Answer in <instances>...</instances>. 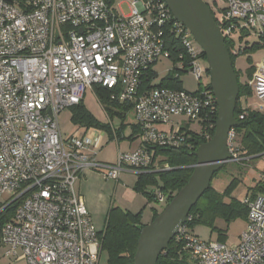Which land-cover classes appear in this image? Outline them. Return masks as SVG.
Masks as SVG:
<instances>
[{
	"label": "built area",
	"instance_id": "built-area-1",
	"mask_svg": "<svg viewBox=\"0 0 264 264\" xmlns=\"http://www.w3.org/2000/svg\"><path fill=\"white\" fill-rule=\"evenodd\" d=\"M217 1H222L220 7ZM212 3L224 41L234 46L232 35L237 32L261 41L260 66L246 83L254 103L239 102L243 109L264 113V0ZM167 26L186 51V70L201 81L207 74L200 64L201 50L163 0H133L127 16L112 10L106 0H0V202L2 210L16 206L0 236L7 259L21 258L23 264H99L101 232L94 229L75 189L82 171H100L114 182L125 171L151 172L156 163L146 146H184L180 125L169 132L157 128L172 118L198 124L199 135L211 140L217 106L208 85L201 84L193 93L141 89L152 66L168 61L163 41ZM178 67L184 69L181 63ZM94 85L118 86V99L134 105L140 130V147L119 153L111 165L99 164L87 154L89 136L65 139L59 128L60 113L78 105ZM237 137L231 128L226 142L231 162L242 158ZM259 187L264 191V175ZM153 196L165 205L167 197L160 190L154 189ZM244 203L246 228L236 245L202 241L186 223L179 228L173 239L186 252L188 264H264V193Z\"/></svg>",
	"mask_w": 264,
	"mask_h": 264
},
{
	"label": "trees",
	"instance_id": "trees-1",
	"mask_svg": "<svg viewBox=\"0 0 264 264\" xmlns=\"http://www.w3.org/2000/svg\"><path fill=\"white\" fill-rule=\"evenodd\" d=\"M107 4L112 10L114 8L115 0H106ZM208 6V5H207ZM209 7V6H208ZM212 12V10H211ZM213 13V12H212ZM214 14V13H213ZM164 48L168 52V62L175 67L178 64H183L184 69L170 70L166 76L159 79L157 82V75L153 69L149 70L148 74L143 77L141 89H170L174 91H186L182 88L180 81V74L186 70L188 63V56L185 49L182 47L180 38L172 32L168 26L163 29ZM225 48L230 54L232 66L237 76L239 94L234 110V119L238 122V127L235 128L237 133L238 150L241 157L261 156L264 157V113L252 111L250 109H243L240 104V99L245 97H252V94L247 85H242L239 82L240 73L235 70V60L239 55L253 51L257 48L252 46L232 54L233 43L227 40L224 41ZM201 57L203 55L201 54ZM204 58V57H203ZM155 64L152 66L154 67ZM254 69L248 71L247 77L250 79ZM248 79V80H249ZM210 89V85L207 86ZM120 88L114 87L107 89L101 85H94L92 93L97 102L103 109L109 120L117 118L121 121L125 119L128 113L133 111L134 105L131 102H121L118 99ZM188 92V91H186ZM71 110V122L74 125L82 126L84 128H97L110 133L109 125L98 122L83 106L82 101L75 106L69 108ZM246 113V116L240 117ZM136 133H140L139 127L135 126ZM184 133V146L180 148H166V147H152L146 146L147 150L153 152V160L157 156H162L164 159L158 163L159 172H145L137 175V180L133 186V191L142 195L148 203L158 204L156 198L153 196V190H160L166 197L167 201L165 207L173 196L186 184L191 175V166L196 164L195 151L200 144L207 141L196 132H191L181 128ZM214 130L210 133L212 137ZM167 167L168 169H164ZM215 176V175H214ZM213 176V177H214ZM150 187H154L151 189ZM230 187L222 194L216 193L210 184L209 189L198 200L196 205L190 210L188 217L191 220L186 222V225L192 229L198 225L203 224L212 230H217L214 227V221L219 218L225 222H229L237 217L247 218V205L245 203L233 201L228 204L224 203L222 198L228 194ZM264 193L263 189L257 187V194L250 199H254L258 194ZM3 203L0 202V210L3 208ZM15 204L9 205L0 211V236L2 228L12 218L15 211ZM158 211L153 212L151 221L158 215ZM142 211L131 213L119 208H111L106 216V222L103 231L99 234L101 244V253L107 254V264H133V258L136 252V245L140 235L141 229L145 226L141 222ZM218 242H222L223 235L219 232ZM0 247H2L0 242ZM156 264H188L186 252L182 246L173 239L166 251L162 252Z\"/></svg>",
	"mask_w": 264,
	"mask_h": 264
},
{
	"label": "water",
	"instance_id": "water-1",
	"mask_svg": "<svg viewBox=\"0 0 264 264\" xmlns=\"http://www.w3.org/2000/svg\"><path fill=\"white\" fill-rule=\"evenodd\" d=\"M163 1L173 19L190 32L206 60L217 118L211 140L200 144L195 151L196 164L190 167L192 172L186 184L141 229L133 264H156L160 254L167 250L186 223L190 210L209 189L213 176L230 161L227 134L231 128L238 127L233 116L239 94L237 76L210 8L202 0Z\"/></svg>",
	"mask_w": 264,
	"mask_h": 264
},
{
	"label": "rangeland",
	"instance_id": "rangeland-1",
	"mask_svg": "<svg viewBox=\"0 0 264 264\" xmlns=\"http://www.w3.org/2000/svg\"><path fill=\"white\" fill-rule=\"evenodd\" d=\"M202 1L208 6L212 7L213 13L218 15L216 5L220 7L222 5V1H217L216 5L212 3V0ZM132 3L133 0H115L114 8L118 13L127 16L130 14ZM232 39L234 41L233 49L236 51H243L244 49H249L252 46L257 47L253 49V51H247V53L239 55L235 60V70L239 71L240 73L239 82L242 85H245L249 79L247 77L248 71L251 69L255 70L260 66L263 55V47L261 46V41L257 37L252 35L241 37L240 33L237 32L232 35ZM193 44H195V42ZM195 46L200 49L196 44ZM200 64L205 68L207 67L205 59L200 60ZM173 68L179 69L178 66L173 67L170 62L164 59L158 61V63L154 66V70L158 74L159 78H163L164 76H166L168 69L172 70ZM179 78L182 83V88L191 93L198 91V89L201 87V84L204 87L210 84L209 75L206 73L202 75L201 81H197L194 76L188 71H184L183 73H181ZM88 92H90V90H88ZM241 99L243 100V104L252 105L254 103V99H252L251 96H244ZM98 104L92 99L90 101L85 99L86 107L94 114H98V111H96L94 106L97 105V107H99ZM67 113V111L62 113L58 119L59 128L62 127L66 130L69 127V122L66 120ZM179 125L183 129H186L188 131L196 133L200 132V126L198 124H189L183 118L177 119V124H174L173 130H177ZM163 159L164 158L162 156H157V158H155L157 167H159L158 163ZM132 173H134L136 176L135 172ZM262 175H264L263 157H242L240 162L229 161L224 164V166L212 178L211 187L218 194H222L227 188L230 187L228 194L223 196L222 198L223 202L226 204L233 201L244 203L246 199H250L253 195L257 194V187L259 186L260 178ZM150 188L153 189L154 187ZM0 201H2V199H0ZM142 207L143 205L141 203H136V206L132 207L131 210L134 213H137L141 210ZM163 208L164 207L162 205L158 204L156 210L158 211V213H161ZM149 213L150 210L148 209L145 216L143 217L142 223H144L145 225L151 222ZM214 227L223 235L221 243H224L228 246L236 245L239 243L240 236L246 228V219L243 217H237L229 222H225L223 219L217 218L214 221ZM217 230H212L206 225L198 224L192 229V234L202 241L218 242L219 233L217 232ZM0 264L23 263L21 258L7 259L4 256L3 247H0ZM99 264H107V254L105 252L101 253Z\"/></svg>",
	"mask_w": 264,
	"mask_h": 264
},
{
	"label": "crops",
	"instance_id": "crops-1",
	"mask_svg": "<svg viewBox=\"0 0 264 264\" xmlns=\"http://www.w3.org/2000/svg\"><path fill=\"white\" fill-rule=\"evenodd\" d=\"M153 71L155 72L154 68ZM169 71L168 69L167 73ZM156 75L158 77L157 73ZM159 79L161 78L158 77L156 82ZM85 99L89 101L92 99L97 102L91 90L84 94L82 104L94 119L102 124L109 125L110 133L97 128H84L74 125L71 122V110L65 109L60 115L65 111L68 112L66 114V120L69 122V127L67 130L62 127L60 128L63 138L89 136L92 139V145L87 154L97 163L106 165L115 164L119 153H127L140 147L133 111L128 113L123 121L117 118L109 120L98 102L99 107L94 105L98 114H94L86 107ZM177 119L172 118L168 124L158 125L157 128L169 132L174 129V124H177ZM154 168H156L154 170L155 173L159 172L157 165ZM136 180L137 174L135 176L134 173L128 171L122 172L117 182L105 180L100 171L97 170L87 168L82 171L81 176L75 183V189L89 213L94 229L98 232L103 231L107 213L111 208H119L134 213L131 209L136 206V203L143 205L141 208V222L148 209L150 210L149 216L152 219L153 212L157 211L156 207L158 204L148 203L142 195L133 191Z\"/></svg>",
	"mask_w": 264,
	"mask_h": 264
}]
</instances>
